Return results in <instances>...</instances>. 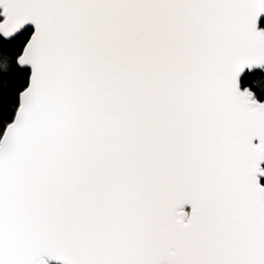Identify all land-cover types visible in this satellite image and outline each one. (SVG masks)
Instances as JSON below:
<instances>
[{
  "label": "snow or ice",
  "instance_id": "1",
  "mask_svg": "<svg viewBox=\"0 0 264 264\" xmlns=\"http://www.w3.org/2000/svg\"><path fill=\"white\" fill-rule=\"evenodd\" d=\"M264 264V0H0V264Z\"/></svg>",
  "mask_w": 264,
  "mask_h": 264
},
{
  "label": "water",
  "instance_id": "2",
  "mask_svg": "<svg viewBox=\"0 0 264 264\" xmlns=\"http://www.w3.org/2000/svg\"><path fill=\"white\" fill-rule=\"evenodd\" d=\"M49 264H58V262H52V261H50Z\"/></svg>",
  "mask_w": 264,
  "mask_h": 264
}]
</instances>
